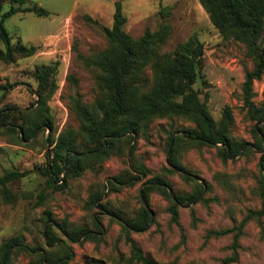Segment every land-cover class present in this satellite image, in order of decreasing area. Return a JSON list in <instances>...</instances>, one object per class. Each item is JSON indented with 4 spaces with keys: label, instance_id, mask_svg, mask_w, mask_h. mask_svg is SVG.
Listing matches in <instances>:
<instances>
[{
    "label": "rangeland",
    "instance_id": "374dc122",
    "mask_svg": "<svg viewBox=\"0 0 264 264\" xmlns=\"http://www.w3.org/2000/svg\"><path fill=\"white\" fill-rule=\"evenodd\" d=\"M116 1L27 0L25 6L44 7L49 15L20 12L6 20L14 43L21 39L37 50L30 56L17 55L11 63L0 62V84L9 86L0 91V110L5 109L8 121L1 129L15 124L13 128L20 131L26 113L40 110L37 73L44 66L54 70L43 89L47 99L41 103L47 106L53 128L44 127L29 140L21 133L22 141L15 131L0 130V176L7 170L29 171L8 183L14 203L6 202L0 191V247L6 240L18 237L28 249L17 248L13 264H45L40 253H63L59 242L51 247L44 235L46 221L51 219L48 223H57V236L73 250L70 264H95L98 260L104 264H145L131 259L121 218L136 216L148 204L153 212L149 227L131 232L148 259L147 264H223L232 255L234 232L221 236H209L208 232L237 227L250 210L263 207L264 142L261 149L255 147L253 128L264 124L250 119L243 104L245 71L254 65L246 44L225 37L201 0H118L126 17L123 29L139 38L147 28L158 30L169 24L171 33L161 47L162 53L174 52L197 37L204 47L206 82L198 78L195 88L215 120L222 117L225 106L232 107V136L254 144L253 151L238 155L229 152L224 160L215 146L180 141L174 154L184 168L170 169V135L181 136L196 123L179 116L156 118L132 140L122 142L120 151L119 145L107 158H91L79 176L68 178L66 188L54 190L47 185L43 170L47 154L53 155L52 140H57L65 129L78 140L85 138L71 109V100L78 98L92 104L100 95L96 70L87 60L101 54L108 45L104 28L113 25ZM10 6L7 0L3 11ZM4 47L0 39V48ZM146 76L152 80L150 69ZM254 91L255 102L260 104L264 100V75L255 81ZM132 163L144 165L147 173L137 179L131 177ZM184 171L192 173L194 180L184 178ZM156 175H163L169 182L172 196L192 193L200 188L196 182L201 184L199 201L179 205V225L172 221L169 212L172 198L156 189L149 191L148 201L143 198V189ZM115 177L127 181H117ZM112 179L113 187L109 183ZM98 194L103 196L94 206L91 198ZM62 223L86 226L96 231V237L72 242L62 235ZM240 246L238 260L225 264H264V216L246 222Z\"/></svg>",
    "mask_w": 264,
    "mask_h": 264
},
{
    "label": "trees",
    "instance_id": "16d2710c",
    "mask_svg": "<svg viewBox=\"0 0 264 264\" xmlns=\"http://www.w3.org/2000/svg\"><path fill=\"white\" fill-rule=\"evenodd\" d=\"M6 1L0 0V39L5 45L4 48H0V62L11 63L17 55H33L37 48L24 44L21 39L18 43H14L13 37L6 27V20L20 12H31L42 17L49 15V11L38 5L25 6L27 0H10V8L4 12L3 6ZM201 3L209 12L214 25L225 37H233L246 44L254 65L252 69L245 71L242 87L243 104L250 119L264 124V100L257 104L254 91L255 81L264 75V0H201ZM165 9L167 8L162 10L165 11ZM125 22L126 17L117 0L113 25L111 28H104L108 45L101 54L87 60L96 70L100 95L92 104H85L78 98L71 100V109L80 121V129L85 138L78 140V136L65 129L57 140H52L53 155L47 154V166L43 173L47 176L48 187L54 190L66 188L68 178L79 176L91 158H107L119 145L120 151L122 142L132 140L135 134H139L156 118L179 116L196 123V127L186 128L181 136L170 135L169 145L172 148L168 158L170 169L184 168L174 154L175 146L180 141L200 146H215L219 156L224 160L229 157V152L232 155H238L244 151H253L254 144L235 140L232 136L234 123L232 107L225 106L222 117L215 120L207 102L201 100L199 92L195 88L198 78H202L203 82H206L203 75L205 63L203 43L197 37H193L180 45L174 52L162 53L161 47L171 33L169 24L161 25L158 30L147 28L142 36L134 38L124 31ZM148 69L152 73L151 81L146 76ZM53 72L54 70L49 66L38 70L40 110L27 112L22 125L19 126V131L13 128L15 124L1 129L8 125L7 113L4 112L5 109H2L0 110V130L15 131L18 134V139L22 141L23 138L25 140L34 138L44 127L53 128L47 115V106L41 104L47 99L43 89L47 87ZM8 88L9 86L0 84V91H6ZM253 132L257 141L255 147L261 149L264 142V126L257 128L255 125ZM21 133H23V138ZM173 141L175 143L172 146ZM131 166L134 171L131 177L137 179L140 175L147 173L144 165L132 163ZM28 172V170L13 169L7 170L0 176V191L6 202L14 203L15 201L13 194L8 189V183L26 176ZM183 177L194 180L193 174L190 172L184 171ZM114 179L122 180L120 177ZM114 179L109 181L111 187L115 185ZM148 183L149 185L143 189V198L148 201L149 191L152 189L172 198L169 212L172 215V221L178 225L180 224L179 205L201 199L202 189L199 182L196 183L200 188L194 192L179 193L173 196L170 192L172 188L163 175L153 176ZM262 184L264 189V178ZM102 196L103 194L93 196L92 204L96 206ZM98 205L105 207L102 203ZM109 211L116 217H121L115 210ZM193 216L195 217L194 212ZM262 216H264V204L260 210H250L239 226L208 232L209 236H221L234 232L231 245L232 255L225 258L223 264L238 260L241 247L240 237L244 225L247 221L261 219ZM50 220L46 221L44 235L51 247L59 242L63 253L44 251L40 253V257L45 264H70L73 250L67 246L65 239L57 236L55 232L57 223H48ZM121 220L126 232L125 238L131 246V259L147 264L148 259L143 255L131 232L143 231L149 227L152 221L149 205L148 208L143 205L136 216L123 217ZM98 224L97 228L101 231L102 226L100 223ZM59 229L64 237L75 243L96 237L95 230L83 225L70 227L66 223H62ZM17 248L26 250L28 246L18 237L6 240L0 247V264H13L12 257ZM95 264L104 263L98 260Z\"/></svg>",
    "mask_w": 264,
    "mask_h": 264
},
{
    "label": "water",
    "instance_id": "95a60500",
    "mask_svg": "<svg viewBox=\"0 0 264 264\" xmlns=\"http://www.w3.org/2000/svg\"><path fill=\"white\" fill-rule=\"evenodd\" d=\"M258 124L256 125V127L258 128ZM68 154V153H67ZM170 192L172 193L173 191L172 190H170ZM146 207L148 208V205L146 204ZM151 214H152V217H153V212L151 211Z\"/></svg>",
    "mask_w": 264,
    "mask_h": 264
}]
</instances>
